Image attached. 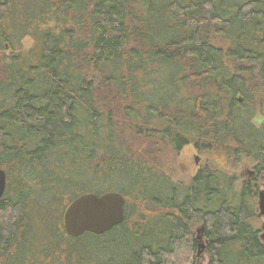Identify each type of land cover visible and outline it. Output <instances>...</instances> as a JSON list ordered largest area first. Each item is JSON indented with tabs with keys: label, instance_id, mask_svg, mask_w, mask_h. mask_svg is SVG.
Here are the masks:
<instances>
[{
	"label": "trees",
	"instance_id": "1",
	"mask_svg": "<svg viewBox=\"0 0 264 264\" xmlns=\"http://www.w3.org/2000/svg\"><path fill=\"white\" fill-rule=\"evenodd\" d=\"M0 71V264H264V0H0ZM131 138L256 175L173 183ZM107 192L124 221L68 235L67 206Z\"/></svg>",
	"mask_w": 264,
	"mask_h": 264
},
{
	"label": "rangeland",
	"instance_id": "2",
	"mask_svg": "<svg viewBox=\"0 0 264 264\" xmlns=\"http://www.w3.org/2000/svg\"><path fill=\"white\" fill-rule=\"evenodd\" d=\"M33 41L31 38H26L23 41V47L29 49ZM1 78V71H0ZM263 116L258 115L255 118L257 124H261ZM132 143H135V148L143 150L146 146L148 151V158L151 164L161 169L164 173L171 177L173 183L188 184L190 180L196 175L199 168L205 163H211L217 168H220L230 174L237 176V187L244 181L248 180L249 172L255 168V161L250 157L242 158L241 163L232 167L225 163L224 159L218 157L213 152H200L193 144L183 147L179 152H175L168 144L154 143L144 138H131ZM198 158V159H196ZM255 173L253 174L254 177ZM257 188L255 194V206L258 217L252 220V224L260 230V234L264 233V215L260 213L259 200L260 193L264 191V180L259 178L257 180ZM199 264H210L209 255L203 252Z\"/></svg>",
	"mask_w": 264,
	"mask_h": 264
},
{
	"label": "water",
	"instance_id": "3",
	"mask_svg": "<svg viewBox=\"0 0 264 264\" xmlns=\"http://www.w3.org/2000/svg\"><path fill=\"white\" fill-rule=\"evenodd\" d=\"M198 159V158H196ZM7 187L6 171L0 168V199ZM260 213L264 215V191L260 193ZM125 218V198L119 192L86 193L75 198L65 209L63 225L68 235L78 237L84 233L104 234L121 224ZM197 230L199 254L206 248L201 232ZM264 238V234L262 235Z\"/></svg>",
	"mask_w": 264,
	"mask_h": 264
},
{
	"label": "flooded vegetation",
	"instance_id": "4",
	"mask_svg": "<svg viewBox=\"0 0 264 264\" xmlns=\"http://www.w3.org/2000/svg\"><path fill=\"white\" fill-rule=\"evenodd\" d=\"M255 173V175H256V172H255V168L253 169V171H250L248 174H249V177H248V180H246L247 182H251L252 180H253V174ZM6 175H7V173H6ZM254 175V176H255ZM259 178H261L262 180H264V174H262ZM258 178V179H259ZM8 181V180H7ZM257 184H256V188H257ZM7 188V187H6ZM5 194V193H4ZM264 234V233H263ZM262 233L260 234V237H261V239L264 241V238H262V235H263Z\"/></svg>",
	"mask_w": 264,
	"mask_h": 264
}]
</instances>
